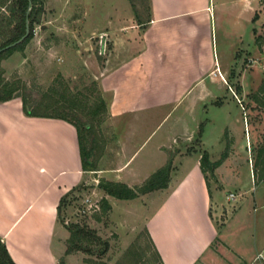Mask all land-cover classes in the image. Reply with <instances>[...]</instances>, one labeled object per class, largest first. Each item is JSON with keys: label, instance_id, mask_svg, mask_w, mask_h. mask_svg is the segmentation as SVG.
I'll use <instances>...</instances> for the list:
<instances>
[{"label": "crops", "instance_id": "1", "mask_svg": "<svg viewBox=\"0 0 264 264\" xmlns=\"http://www.w3.org/2000/svg\"><path fill=\"white\" fill-rule=\"evenodd\" d=\"M126 1L116 3L115 14L110 13L107 19L115 34V54L98 73L99 89L107 101L108 117L120 148L117 155L127 153L129 140L160 112L163 115L157 126L181 107L192 113L203 105L208 113L209 105L224 106L218 92L225 87L232 90L239 103L246 74L247 46L242 47L241 36L242 44L232 48L230 60L220 51L225 46L219 45L230 38L224 12L237 8L241 1L146 0L144 19L136 18L130 0ZM246 1V6L255 11L257 3ZM254 17L255 14L252 21ZM252 35L254 39V28ZM256 64L252 61V65ZM238 79L240 83L234 89L232 83ZM201 121L196 120V131L187 127L173 133L174 125L188 124L185 116L175 120L154 146L153 172L169 161L171 148H181L176 145L178 139L193 138ZM208 122L212 123V119L207 118L203 146L207 144ZM154 131L148 133L147 139ZM221 139L220 134V142ZM144 142L134 147L132 156ZM197 154L181 148L178 156ZM175 161L174 169L178 167ZM193 162L192 172L170 189L172 171L170 183L164 188L165 199L145 222L164 264H198L219 233L210 215L212 198L217 195L210 192L200 159ZM121 168L100 169L108 173ZM87 171L82 166L78 132L73 124L61 118L27 115L21 97L0 103V238L16 264H60L70 232L62 225L59 205L63 196L86 180ZM152 192L155 190L134 199ZM263 234L261 231L259 237Z\"/></svg>", "mask_w": 264, "mask_h": 264}, {"label": "rangeland", "instance_id": "2", "mask_svg": "<svg viewBox=\"0 0 264 264\" xmlns=\"http://www.w3.org/2000/svg\"><path fill=\"white\" fill-rule=\"evenodd\" d=\"M239 1L241 3L237 8L224 12V25L230 38L219 44L220 48L225 46L220 51L227 60L233 58L232 48L242 44L238 36L243 40L242 47L247 46L244 56V95L238 97L239 103L232 90L225 87L218 92L220 99L225 102L224 106L209 105L208 113L203 105L194 108L192 113L184 112L181 107L174 109L157 126L163 115L160 112L138 131L136 137L129 140L128 152L122 155L116 153L120 148L113 123L107 114H102L101 122L95 121L84 132V144L86 149L93 150L91 158L95 161L96 169L86 172L87 178L77 190L79 196L75 192L71 193L60 213L62 225L68 231V226L73 223H85L101 240L93 238L86 242L87 246L95 250V254L82 250L67 254L65 251L60 264L62 261L67 264H157L153 248H150L152 242L145 222L163 202L167 191L155 190L141 197L142 199H120L108 195L99 186V181L118 178L132 185L144 182L154 171V146L170 126L175 124V120L184 116L188 119V124L182 122L174 125L171 128L173 133L187 127L196 131L197 119H202L204 128L207 118H211L212 123L208 122L206 126V146L202 144L200 128L191 140L181 137L175 143L185 149V152H199L198 156L180 157L178 154L181 148L177 146L169 150V160L173 165L176 159L175 164L178 166L172 170L173 184L170 189L173 185L177 187L189 175L188 172H192L190 168L195 163L193 161L199 160L206 148L214 161L226 154L214 175L211 171L207 173L210 192L217 195L212 198L210 215L219 233L198 264H264V234L262 238L259 237L261 231L264 233V223L260 221L264 220V178L258 180L264 154V0H252L257 3L255 11L246 6V0H237ZM10 2L11 0H6L4 5H0V15L9 14ZM123 2L127 1L45 0L39 19L34 24L33 37L23 49L14 51L0 61L4 76L9 80H19L25 85V92L33 103L52 86L59 92H65V88H68L66 93L70 97L67 98L74 97L82 105L78 109L80 121L88 122L90 117L84 116L81 107L97 104L98 73L105 65L104 62L113 56L112 53L115 54V34L111 33L107 19L110 13L115 14L116 3L121 5ZM130 3L136 18L147 17L146 0H130ZM105 15L107 17L104 19ZM219 39H223L221 35ZM101 40H105V46ZM250 59L259 60L261 64L252 65ZM238 82L240 83V79L232 83L234 89H237ZM237 94L240 95L239 92ZM70 117L77 119L73 114ZM154 129V133L147 139L148 133ZM143 142V146L132 156L134 147ZM116 166L122 167L120 171L105 173L100 169ZM229 192L236 193V198L229 199ZM82 194H88L95 202L107 198L111 208L104 211L101 206L100 210L84 216L78 207ZM102 240H108L109 249L99 255L103 248ZM66 245L68 247V240Z\"/></svg>", "mask_w": 264, "mask_h": 264}, {"label": "trees", "instance_id": "3", "mask_svg": "<svg viewBox=\"0 0 264 264\" xmlns=\"http://www.w3.org/2000/svg\"><path fill=\"white\" fill-rule=\"evenodd\" d=\"M30 1L32 2V7L28 13ZM45 0H11L10 5L8 6V15H0V49L10 43L15 42L20 39L26 32V22L27 18L29 19L30 24V33L21 43L6 49L0 52V61L13 53L16 50H21L25 44L33 37L35 23L39 19L40 12L42 11V6ZM6 0H0V5H4ZM65 92H59L54 86L50 88L45 94H43L36 102H32L31 97L27 92H25V85H23L19 80H9L4 76V70L0 65V103L10 100L14 97H21L23 101V109L27 115L32 116H43V117H52V118H61L71 124H73L78 132L79 147L82 159V166L84 170H94L95 161L92 160V151L86 149L84 144L85 134L84 132L89 130L95 124V121L100 123L103 119L102 114L108 115V105L106 99L99 92L97 94V104L93 106L81 107V111L85 114L84 116L90 117V120L87 122L80 121L79 107L80 101L72 97L68 99L69 96L66 91L68 88H65ZM22 91V92H20ZM70 97V96H69ZM73 114L77 119H72L70 115ZM105 115V116H107ZM204 124H200V137L203 135ZM226 154L216 161H212L210 154L207 150H204L201 153L200 157V166L203 173L206 176L208 181L207 173L211 171L214 175L215 169L223 162ZM262 167L258 173V180L264 178V154L262 156ZM172 161L169 160L165 165L153 172L144 182L141 184L130 186L122 181H114L108 179H101L99 181V186L105 190V192L111 196L120 198V199H134L141 194H145L154 190L167 188L173 170ZM208 182V187H209ZM79 189L78 187L72 188L65 196L62 197L59 205V214L62 211V207L66 204V200L71 193H74ZM66 202V203H65ZM101 206L104 211H107L111 208V205L107 198H102ZM61 216V214H60ZM70 231V236L68 238V247L66 253L69 254L75 250H82L90 254H95V250L92 247L87 246L86 242L93 238L101 240L95 234L94 230H91L86 227L85 223H73L68 226ZM152 242V241H151ZM103 248H101L99 255L105 253L109 249L108 240H102ZM153 248L154 254L156 255V263L164 264L160 254L157 249L154 247L153 243L150 245V248ZM0 264H16L11 258L6 245L0 238ZM62 264H67L62 261ZM101 264H106L101 262Z\"/></svg>", "mask_w": 264, "mask_h": 264}, {"label": "built area", "instance_id": "4", "mask_svg": "<svg viewBox=\"0 0 264 264\" xmlns=\"http://www.w3.org/2000/svg\"><path fill=\"white\" fill-rule=\"evenodd\" d=\"M104 41L101 40L102 43H104ZM104 46H105V43H104ZM252 61L261 64L259 60L252 59ZM75 194H77L79 196V192L75 191ZM228 198L229 199H235L236 193L229 192ZM100 203L101 202L93 201L92 198L88 194H82L79 201H78L79 212L85 216L86 214H89V212L100 210V208H101Z\"/></svg>", "mask_w": 264, "mask_h": 264}, {"label": "water", "instance_id": "5", "mask_svg": "<svg viewBox=\"0 0 264 264\" xmlns=\"http://www.w3.org/2000/svg\"><path fill=\"white\" fill-rule=\"evenodd\" d=\"M31 7H32V2L30 1L29 9H28V13H29ZM29 33H30V24H29V19L27 18V22H26V32H25V34H24L20 39L16 40L15 42L10 43V44H8V45L2 47V48L0 49V52H2V51H4V50H6V49H9V48H11V47H13V46H15V45L21 43L22 41L25 40V38L29 35Z\"/></svg>", "mask_w": 264, "mask_h": 264}]
</instances>
